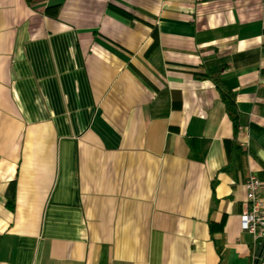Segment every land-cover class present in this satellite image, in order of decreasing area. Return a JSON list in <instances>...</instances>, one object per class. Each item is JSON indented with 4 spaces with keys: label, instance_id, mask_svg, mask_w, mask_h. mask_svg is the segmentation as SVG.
Listing matches in <instances>:
<instances>
[{
    "label": "crops",
    "instance_id": "obj_1",
    "mask_svg": "<svg viewBox=\"0 0 264 264\" xmlns=\"http://www.w3.org/2000/svg\"><path fill=\"white\" fill-rule=\"evenodd\" d=\"M251 175L264 0H0V264H264Z\"/></svg>",
    "mask_w": 264,
    "mask_h": 264
},
{
    "label": "built area",
    "instance_id": "obj_2",
    "mask_svg": "<svg viewBox=\"0 0 264 264\" xmlns=\"http://www.w3.org/2000/svg\"><path fill=\"white\" fill-rule=\"evenodd\" d=\"M262 182L251 175L246 183V202L241 213V228L250 233L256 242L264 240V196L261 195Z\"/></svg>",
    "mask_w": 264,
    "mask_h": 264
},
{
    "label": "trees",
    "instance_id": "obj_3",
    "mask_svg": "<svg viewBox=\"0 0 264 264\" xmlns=\"http://www.w3.org/2000/svg\"><path fill=\"white\" fill-rule=\"evenodd\" d=\"M219 69H221V67L218 66L211 68L208 70L207 73L203 74L202 76L210 77L216 82L217 86L221 90L226 111L229 117L231 118V120L233 121L235 129L237 130L239 126V111L237 108L235 95L233 94L232 90H228L223 87L222 82L218 76ZM9 205L12 208L14 207L12 203H9Z\"/></svg>",
    "mask_w": 264,
    "mask_h": 264
}]
</instances>
